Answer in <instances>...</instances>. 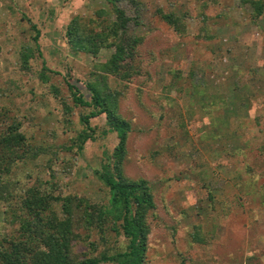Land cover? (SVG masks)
<instances>
[{
  "label": "rangeland",
  "instance_id": "obj_1",
  "mask_svg": "<svg viewBox=\"0 0 264 264\" xmlns=\"http://www.w3.org/2000/svg\"><path fill=\"white\" fill-rule=\"evenodd\" d=\"M118 7L138 21L128 35L145 39L140 52L152 75L130 84L110 76L127 95L121 113L133 127L124 175L150 181L162 220L152 219L145 264H264V13L256 17L243 0H121ZM101 8L115 20L105 0H0V110L23 124L30 142L56 153L15 164L8 177L15 202L36 187L108 203L95 171L114 152L117 133L105 134V116L94 119L96 139L77 151L89 110L67 113L51 93L55 84L69 103L70 78L90 101L84 84L113 51L73 53L65 35L75 16ZM166 15L185 17L186 33ZM38 32L40 55L24 70L20 52L37 48ZM44 65L55 73L49 84L40 80ZM7 207L0 201V234L16 228L5 220ZM94 238L97 252L81 241L75 254H115L129 244L115 232Z\"/></svg>",
  "mask_w": 264,
  "mask_h": 264
},
{
  "label": "trees",
  "instance_id": "obj_2",
  "mask_svg": "<svg viewBox=\"0 0 264 264\" xmlns=\"http://www.w3.org/2000/svg\"><path fill=\"white\" fill-rule=\"evenodd\" d=\"M105 1L112 6L114 21H108L109 11L101 8L88 19L75 16L65 35L73 53H88L96 57L103 49L113 51L108 61L95 65L92 73L94 82L84 84L91 95L90 101L71 84L70 78L64 80L69 103L62 99L61 89L55 84H52L51 93L62 102L67 113L72 108L89 110L81 118L85 129L75 141L77 151L82 153L85 144L96 139V130L91 125L94 119L105 116L108 127L105 134L117 133L118 145L114 152L111 155L106 153L101 169L95 171L98 179L109 190L108 203H95L74 195L55 197L36 187L26 190L24 196L15 202L11 189L13 184L8 181L15 164L19 161L32 163L45 155L56 156V153L51 147L48 149L30 142L21 130L23 124L13 121L9 118V112L5 108L1 109L0 201L8 205L4 211L5 220L16 225V228L12 233L0 234V264L146 263L153 234L152 219L160 220V217L150 181L144 178L134 181L124 175L128 141L133 127L130 120L121 113V103L127 95L112 87L110 76L130 84L135 78H148L152 75L140 52L145 39L128 35L130 23L138 24V21L118 7L121 0ZM243 1L255 8L256 17L264 13L263 0ZM164 19L178 34L186 33L185 17L166 15ZM39 39L38 32L34 38L37 48L26 47L20 52V63L24 70L31 71L36 53L40 55ZM53 73L44 65L39 73L41 82L49 84L50 74ZM158 154L161 153L156 152L154 156ZM52 163L51 158L49 168ZM166 212L169 214L168 210ZM108 232L123 234L129 242L127 250L115 254L103 252L96 256L85 254L84 257L75 254V246L81 241L89 245L93 252H97L99 245L92 241L95 240L94 236L97 234L101 236L100 240H106Z\"/></svg>",
  "mask_w": 264,
  "mask_h": 264
}]
</instances>
